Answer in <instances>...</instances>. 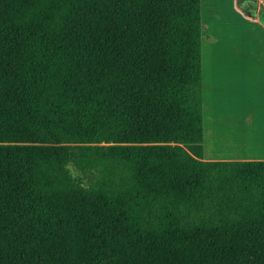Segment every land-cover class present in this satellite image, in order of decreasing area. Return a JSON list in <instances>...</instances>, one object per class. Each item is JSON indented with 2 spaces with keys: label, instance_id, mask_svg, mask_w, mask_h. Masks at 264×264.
<instances>
[{
  "label": "trees",
  "instance_id": "16d2710c",
  "mask_svg": "<svg viewBox=\"0 0 264 264\" xmlns=\"http://www.w3.org/2000/svg\"><path fill=\"white\" fill-rule=\"evenodd\" d=\"M202 32L201 0H0V264H264V161L203 160Z\"/></svg>",
  "mask_w": 264,
  "mask_h": 264
},
{
  "label": "crops",
  "instance_id": "0c3cea01",
  "mask_svg": "<svg viewBox=\"0 0 264 264\" xmlns=\"http://www.w3.org/2000/svg\"><path fill=\"white\" fill-rule=\"evenodd\" d=\"M205 2L202 49L219 53L206 73L202 57L203 160L264 161V0Z\"/></svg>",
  "mask_w": 264,
  "mask_h": 264
},
{
  "label": "rangeland",
  "instance_id": "374dc122",
  "mask_svg": "<svg viewBox=\"0 0 264 264\" xmlns=\"http://www.w3.org/2000/svg\"><path fill=\"white\" fill-rule=\"evenodd\" d=\"M205 3H206L205 0H203V10H202L203 20H202V26H204V28H206V25H207L206 19L209 16V9L207 8V5ZM242 4H243V7L246 10V12L249 13V14H251L252 13V9L249 7L248 3L247 2H242ZM240 28H242V26H239V29ZM204 37H206V36H204ZM204 40L206 41L207 39L204 38ZM210 46L211 45H209L207 47L206 42H205L204 48L202 49V57H203V63H204V66H203L204 73L207 72V61L209 63L213 64L214 59H212V58H215V55H217L219 53V52H217V48L210 47ZM71 169L73 170L74 174L79 175V176H83L87 182L91 181V180H89V178L92 175H89V173L80 171V170H78V169H76L74 167H71Z\"/></svg>",
  "mask_w": 264,
  "mask_h": 264
},
{
  "label": "bare ground",
  "instance_id": "6f19581e",
  "mask_svg": "<svg viewBox=\"0 0 264 264\" xmlns=\"http://www.w3.org/2000/svg\"><path fill=\"white\" fill-rule=\"evenodd\" d=\"M223 133H224V132H223ZM262 136H263V135H262ZM251 137H252V136H251ZM251 137H250V138H251ZM257 137H258V136H257ZM260 137H261V136H260ZM251 139H253V138H251ZM255 139H258V138L255 137ZM222 142H223V140H222ZM256 142H258V141H256ZM260 142H261V139H260ZM262 142H264V141H262ZM258 143H259V142H258ZM244 144H245V143H244ZM255 145H256V144H255ZM217 146H220V147H221V145H217ZM223 147H224V146H223ZM217 148H218V147H217Z\"/></svg>",
  "mask_w": 264,
  "mask_h": 264
},
{
  "label": "water",
  "instance_id": "95a60500",
  "mask_svg": "<svg viewBox=\"0 0 264 264\" xmlns=\"http://www.w3.org/2000/svg\"><path fill=\"white\" fill-rule=\"evenodd\" d=\"M250 7H252V8H256V6H254L253 4H250Z\"/></svg>",
  "mask_w": 264,
  "mask_h": 264
}]
</instances>
